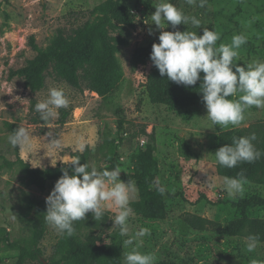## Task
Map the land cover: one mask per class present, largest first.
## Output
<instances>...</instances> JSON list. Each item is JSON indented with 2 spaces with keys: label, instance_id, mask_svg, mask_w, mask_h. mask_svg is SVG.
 <instances>
[{
  "label": "rangeland",
  "instance_id": "rangeland-1",
  "mask_svg": "<svg viewBox=\"0 0 264 264\" xmlns=\"http://www.w3.org/2000/svg\"><path fill=\"white\" fill-rule=\"evenodd\" d=\"M106 1L109 0H0V227L9 230L13 241L29 239L35 219L29 213L28 205L32 201L46 200L56 184L48 183L44 191L28 185L25 170L16 164L17 155L32 168L40 169L62 163L68 166L75 160L73 153L76 152L84 156V163L99 168L107 166L113 155L136 171L134 157L140 144L139 133L142 127L151 125L155 129V139H148L154 147L153 175L174 197H164L163 214L158 217H148L134 210L135 215L129 221L130 235L140 228H147L150 232L142 238L139 250L153 254L155 264H251L253 259L264 262V243L248 252L246 233L229 235L220 229L199 231L187 221L191 217L221 225L239 221L248 229L250 221L264 220V207L242 210L208 202L219 199L237 201L240 198H231L223 190V177L217 172L214 154L219 149L223 133L259 126L264 123V110L253 106L246 111L242 126H229L220 132L219 126L207 118L205 105L200 102L185 104L182 98H178L177 89L182 94L185 92L183 85L170 81L168 86L172 89L167 95L173 102L154 103L148 84L157 68L152 62L142 65L133 58L136 49L159 43L161 31L189 30L202 35L203 28H209L221 36L217 45L230 44L234 35L247 37V43L239 49L237 63L240 66L246 68L255 61H264V0H207L203 8L199 6L200 0L193 4L187 0H167L186 15L195 16L201 25L199 28L191 24L179 25L173 29L169 24L162 30H158L151 20L155 6L162 0H119L138 18L145 19V27L137 30L122 27L114 33L123 42L116 52L117 69L102 78L107 97L103 99L86 86L73 89L48 77L45 89L34 96L37 101L46 100L49 89L56 87L64 90L70 104L66 109H59L58 116L44 126L34 119L31 111L33 96L21 78H10L11 71L24 67L37 56L29 46L31 36L39 49L46 50L60 31L71 35L91 18L94 8ZM92 50L104 58L99 43H95ZM115 105L124 108L128 118L124 131H119L116 119L109 111ZM7 124L29 131L30 150L20 151L9 143L8 137L13 131ZM54 139L62 142L58 150L50 146ZM80 145L84 146L83 151ZM209 183L215 187L209 188ZM136 185L138 190L130 206L135 203L143 205L147 201L154 203L153 193L140 184ZM196 201L200 202L194 204ZM115 214V209L105 210L107 221L102 228L95 226L93 216L86 217L74 226L76 233L70 238L58 234L48 225L41 244L43 260L81 264V258L68 257L77 247L88 245L89 237L94 236L99 245L113 247L119 264H124L123 253L130 251L131 246L124 247V240L128 237H122L119 229L113 228L111 219ZM8 217L16 220L14 227L6 224ZM14 254L0 244V257ZM101 263L112 264L110 259Z\"/></svg>",
  "mask_w": 264,
  "mask_h": 264
},
{
  "label": "clouds",
  "instance_id": "clouds-1",
  "mask_svg": "<svg viewBox=\"0 0 264 264\" xmlns=\"http://www.w3.org/2000/svg\"><path fill=\"white\" fill-rule=\"evenodd\" d=\"M187 2L193 4L195 0ZM206 3L207 0H200L199 6L203 8ZM155 9L151 20L158 30L167 28L169 24L173 29L179 25L191 24L196 28L201 25L195 16L186 15L167 0H162ZM220 39V34L209 28H203L202 35L189 30L161 31L159 43L152 46L150 59L161 77L177 85L190 87L202 80L199 89L207 109V118L218 125L222 132L229 126H242L246 120V111L253 106L264 110V61H255L246 65V68L240 66L237 63L240 58L239 49L247 43V37L243 34L234 35L230 44L217 45ZM201 73H204L203 77ZM69 104L70 100L64 90L53 87L49 89L46 100L36 103L35 111L40 113L42 121L49 122L58 116L59 109H66ZM256 140L255 133L233 137L231 144H225L215 152L217 164L231 169L244 162H256L264 156V152L256 148ZM8 141L20 151L32 147L30 133L24 127L15 129ZM50 146L58 150L62 142L54 139L50 141ZM79 147L83 151L84 146ZM68 166L72 174H69V167L62 168L63 175L46 198V223L58 234L70 238L76 233L74 222L85 220L88 213H92L93 218L101 222L106 209H115L116 214L111 219L113 228H118L122 237H128L124 240V247L131 246L130 251L123 253L124 264H155L156 257L153 254L139 250L142 238L150 235L149 229L140 228L134 235H130L129 221L135 215L130 204L138 190L136 182L131 179L123 181L119 166L112 170H99L94 166L90 168L88 163L81 164L79 158ZM247 183L242 173H238L237 177L225 176L223 190L231 198H242ZM208 187L214 188L215 185L209 183ZM157 191L164 195L166 190L160 186ZM259 243V237L255 234L245 238L248 252L255 251ZM251 264L264 262L253 259Z\"/></svg>",
  "mask_w": 264,
  "mask_h": 264
},
{
  "label": "trees",
  "instance_id": "trees-1",
  "mask_svg": "<svg viewBox=\"0 0 264 264\" xmlns=\"http://www.w3.org/2000/svg\"><path fill=\"white\" fill-rule=\"evenodd\" d=\"M91 18L82 26L74 30L71 35H65L62 31L58 33L53 44L46 50L39 49L35 38H29V46L37 56L30 60L24 67L11 71L10 78L19 77L23 80L24 87L29 90L33 96L31 100V111L37 122L47 126L51 123L44 122L40 118V113L35 111V105L38 103L34 97L46 87L48 77H53L56 81L66 83L73 89H80L86 86L90 91L105 99L108 92L102 85V78L106 74H110L117 69L116 52L118 45L123 41L121 38L114 36V33L122 27L137 30L145 27V19L137 17L131 10L127 9L119 0H109L94 8ZM95 43L101 46L102 59L96 52L92 50ZM152 46L147 48L136 49L133 55L135 62L142 65H148L152 61L150 55ZM166 77H161L158 69L154 75L150 77L148 91L151 100L154 103L161 102L171 104L172 99L168 98V92L172 89ZM201 81L195 86L187 87L190 91L182 94L177 89L178 98H182L185 104L200 102L203 105L202 93H200ZM111 115L116 119L119 131H124L128 118L124 108L115 105L109 109ZM14 131L17 125L7 124ZM255 133L257 140L254 144L258 150L264 152V123L257 127L247 130L234 132H226L221 135L219 148L225 144H231L233 137H244ZM155 139V129L151 125L141 128L139 133V147L135 151L134 163L136 171H132L129 167L122 164L116 157L112 158L107 166L99 167V170H112L116 166L121 169V179L127 182L129 179L134 180L137 184L150 190L155 196L154 203L149 201L143 205L135 203L132 208L136 211L143 212L148 217H158L163 214V200L165 196H171L167 191L161 195L157 188L162 186L160 180L153 175L155 161L153 158L154 147L149 142ZM75 159L79 158L81 164H84V156L78 152L73 153ZM16 164L20 165L26 173V182L30 186L44 191L48 183H56L63 175L61 169L68 167L66 164H57L50 168H32L29 163L25 162L17 155ZM91 168V167H90ZM217 172L222 177H237L238 173H242L248 183L245 184V192L243 197L237 201L219 199L218 201H208L214 205H230L232 208L246 210L248 208L264 207V156L254 163H241L234 168H225L218 164ZM71 175V169L69 168ZM166 190V189H165ZM200 201L194 202L198 204ZM29 213L34 217L35 223L32 229V235L29 239H21L13 241L12 234L7 228L0 227V244H4L9 251L15 254L8 257H0V264H28L29 262H39L40 264H61L60 261L51 260L44 261V251L41 244L44 240L48 224L44 215L47 211L46 200L32 201L28 205ZM92 213H88L86 217H92ZM107 221L104 215L103 221H96L95 226L102 228ZM189 225L196 230H221L229 235H238L246 233L247 236L255 234L259 237L260 243H264V220L254 219L250 221L247 227L242 222L234 221L227 225H221L213 221L201 218L191 217L187 219ZM79 221L74 222V226ZM8 227H14L16 220L8 217L6 219ZM97 237H89V244L79 246L74 249L68 259L81 258V264H102L101 261L110 259L112 264H119L118 255L113 251V247L99 245Z\"/></svg>",
  "mask_w": 264,
  "mask_h": 264
}]
</instances>
